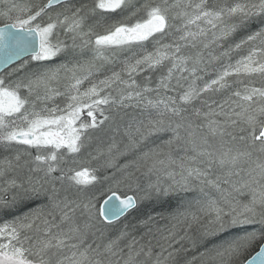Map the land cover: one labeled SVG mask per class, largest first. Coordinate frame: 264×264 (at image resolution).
<instances>
[{
  "label": "snow or ice",
  "instance_id": "1",
  "mask_svg": "<svg viewBox=\"0 0 264 264\" xmlns=\"http://www.w3.org/2000/svg\"><path fill=\"white\" fill-rule=\"evenodd\" d=\"M0 24V65L6 70L0 74V145L26 146L0 162V177L7 178L0 186V264H179L187 244L204 251L185 264H264V0H0ZM77 50L90 51L91 58L75 59ZM117 51L128 54L120 70L94 81ZM61 56L74 62L53 66ZM213 62L217 67L205 79ZM165 68L155 87L137 80ZM61 79L63 92L54 86ZM56 97L63 106H48ZM37 102L44 105L40 110ZM125 118L124 149L114 139L97 149L115 169L112 176L101 181L88 167L65 172V153L79 154L91 131L105 125L119 132ZM152 133L170 135L130 162L113 163ZM181 145L191 154L177 163L172 149ZM142 169L156 176L146 187L138 183ZM98 183L100 196L61 194ZM133 185L142 195L121 192ZM194 186L202 198L185 201L170 226L148 227L146 243L129 239L127 231L87 242L89 234L103 241L138 202ZM152 221L148 216L142 223ZM244 225L258 229L227 232ZM257 240L259 251L242 259Z\"/></svg>",
  "mask_w": 264,
  "mask_h": 264
},
{
  "label": "trees",
  "instance_id": "2",
  "mask_svg": "<svg viewBox=\"0 0 264 264\" xmlns=\"http://www.w3.org/2000/svg\"><path fill=\"white\" fill-rule=\"evenodd\" d=\"M82 1H85V0H72L70 2L73 3V4H78V3H81ZM90 22H94V19H92ZM97 30L98 31H102L103 29H99L98 28ZM66 42L68 43V41H66ZM152 77L154 78V81H156V82L158 81L159 77H157L155 74H153ZM141 83H142V81H141ZM205 98H207V97H205ZM213 99H216L217 101H220V100H222V97L220 95H216V96L213 97ZM196 107H201L199 102H197ZM124 128H121V126H120L119 132L115 133V135H116L115 142L119 145V147L122 150L124 149V146L127 144V137L124 135V131H125ZM103 129H105V126H104ZM96 132H100V131H96ZM103 133L107 134V131L104 130ZM166 134L168 135L170 133H152V134L146 135V137H145L146 139L144 141H140V146H138L137 150H132L131 152H129L130 155L127 154V155H124L121 158L118 156V159H116L117 162L119 164H122V163L124 164L125 161L128 160V159H132L133 160L134 156L137 155L139 151H141V150L142 151H147L149 148L159 145L161 143L162 136H164ZM137 139H139V137H137ZM177 148H178L179 151H177L175 154H172L173 159H174V155H179V159H181V157H184L185 155H190L191 154L190 152L183 151L185 149L183 145H181V146H179ZM12 153L13 152L9 151V149L8 150H4L3 148L2 149L0 148V161H1L2 156H3V159H4V156L12 158V155H13ZM11 158H9V159H11ZM173 167H177V166L174 165ZM177 170H178V168H177ZM21 171H24L22 173V176L24 174H27L26 168H24V170L22 169ZM16 174H17L16 172L9 173V177L15 176ZM137 176H138V183L142 187H146L148 182L150 180H152L151 179L152 178L151 174H145V170H143V169L141 170V172L137 173ZM6 179H7L6 177H0V183H2V185H4ZM57 187H59V186H57ZM99 187H100V185L98 183L96 188H90L87 191H81V192H78V193H79L80 197H84L83 199H85L88 195H90V193H92L93 191H97V188H99ZM133 188H135V185H133ZM196 188H197V190L200 189L199 186H196ZM121 189L129 190L128 188H123V187ZM69 190H71V189H69ZM69 192H71V191H69ZM61 194L65 195L66 193L62 192ZM138 195H141V193L140 194L138 193ZM199 195H200L199 191H195L193 193L189 192L188 194H183V196L186 199H188V200H191V198H195L196 196L199 197ZM214 195H216V194H214ZM183 196L180 197V195H179L178 198H173L172 200L168 199L167 197H162L160 199V201H156V202H154L152 200L151 202L153 203V205L151 206V208L148 207V206H145L144 204L142 205V207H140L141 206L140 205L138 207V209H134L125 218L119 220L118 222L114 223L113 226L109 227L107 229V231H111L112 235H110L111 233H109V232L106 233L107 237H105L104 240L109 239V237L111 238L113 236V234L115 235L116 233H118V232H116V230L119 229L118 228L119 225L122 226L121 224L126 223V224H128L129 227L131 225H133L134 227H137V229H136L134 234L140 236L141 239H139V240L142 243H146L147 240L149 239V238H146V237H148L146 235V233L148 231V229H147L148 227L155 228V227L159 226L161 228H164V227L170 226L171 223L174 222V221H172L171 217L174 214H177L178 212H180V211H178L176 209V207L181 206V204H180V200L181 199L180 198H183V200H184L185 198ZM80 197H79V199H80ZM72 199H78V198H72ZM37 206H39V205H37V204H33L32 205V207H37ZM192 210H195V209H192ZM25 211H27V209H25ZM154 214H156V216H153V220H156V224L153 225V221H152L146 227L142 223V221L146 220L148 216L154 215ZM2 220H5V219L4 218H0V221H2ZM151 223H152V225H151ZM253 229H258V226L257 225L234 226L232 228H229L227 230V232L230 235H236V234L242 233L244 230L252 231ZM191 232L193 234H197L198 235L197 230H196V226L193 227ZM209 239L214 240V238H209ZM153 243H155V242L153 241ZM260 244H261V241L257 240V242L248 251V253L245 254V257H243L242 259H247L250 255H252L259 248ZM187 246L189 248L188 253L187 254H185V253H180L179 254V257H178L179 264H185L186 260L191 259V257L194 256V255L195 256H199V253L204 251V247H202V246L197 247V248H192L190 244L187 245ZM208 247L211 248L212 244L209 243Z\"/></svg>",
  "mask_w": 264,
  "mask_h": 264
},
{
  "label": "rangeland",
  "instance_id": "3",
  "mask_svg": "<svg viewBox=\"0 0 264 264\" xmlns=\"http://www.w3.org/2000/svg\"><path fill=\"white\" fill-rule=\"evenodd\" d=\"M91 1L92 0H85V1H82L81 3L76 4V5H79V4H82V3H87V4L90 5L92 3ZM16 2L17 3H23L24 0H16ZM0 25H2V24H0ZM60 38L63 39V40L68 41V44L71 45V43H72L71 40L65 34L61 33L60 34ZM226 46H227V44H226ZM149 50H151V45H149ZM110 55H112V54H110ZM115 55H118L116 59L114 57ZM126 55H128V54L125 53V52L117 51L114 55H112V62L111 63H106L100 69V71L93 77V80L95 81V80H98V79H102V78H104V76L110 75L113 70L119 71L120 68H121V61L123 59H125ZM90 58H91L90 51L84 50V54L80 55L79 50H77V54H76L75 59H79L81 61H84V60H88ZM69 61H73L74 62V58L72 56H61L60 58L55 59L51 63L53 64V66H55V65H58V64H61V63L69 62ZM10 70L11 69L9 68L8 71H10ZM208 72H209V70H208ZM153 74H155L157 77H160L162 74H166V68L158 70V71H155V72H151V73H141L137 77V80H138L139 83H141V81H142L141 84H144L145 82H148L149 86L153 87L158 82V81L157 82L154 81V78L152 77ZM148 76L151 77V81L150 82L145 80V77H148ZM205 79H208V78H206V76H205ZM158 80H159V78H158ZM65 83H66V81L61 79V81L58 84L54 85V86L59 88V90L63 92L64 89H65ZM257 84H259V80H257ZM85 86H87V84ZM170 94H174V93H170ZM53 103L63 106L64 100H63L62 97H56L54 101H48L47 102L48 106H52ZM43 106L44 105H43L42 102H37V110H40V108H42ZM134 114L136 116H139L140 115V110H135ZM97 118L100 119L101 117L98 116ZM127 122H128V119L125 118V120L123 122H121V128H124L127 125ZM104 130L107 131V134L103 133ZM115 133H116V131L114 130V126H113V129H109L107 125L105 126V129H103L100 132L91 131V137L92 138H91V140L86 141L85 147L82 150V152H80L79 154H76V155H71V154L65 153V159H64L63 164L61 165L65 169V172H67L69 169H80V168L84 167L88 163L89 166H86V167L95 170L96 173L103 174L101 176L102 180L106 176H108V177L112 176V174L115 171V169L112 168V167H108L107 166L108 157L106 155L105 156H98L97 149L98 148L106 149L107 145L112 143L113 139L115 140V138H116ZM144 140H145V138L143 140H140V141H144ZM162 143L163 142H161L160 144H162ZM139 146H140V144H139ZM25 147L26 146L15 145V146H12L10 148H6L3 145H0L1 149L2 148L4 150H8L9 149V151L13 152L12 153L13 154L12 158L4 156V159H3V156H2L0 162L4 161L5 159H9V158L13 159L14 156L17 154V152H23ZM32 155H35V151L34 150L32 152ZM128 155H130V153H128ZM123 156L124 155H121L119 157L121 158ZM25 158L29 159L30 157H25ZM116 159H118V156L113 160V163H118ZM174 159L177 161V163H179V161H180L179 155H174ZM131 160L132 159H128V160L125 161V163L126 162H130ZM26 171H27V168H26ZM10 173H12V172H10ZM22 173H23V171H20V175L21 176H22ZM0 186H2V183H0ZM194 188H196V186H194L189 192L194 191ZM69 191H71V192H69ZM69 191H68L69 193L68 192L66 193V195H68L69 198H71V199L72 198H78L79 199L80 195H78L79 193L77 192V190L75 188H71V190H69ZM105 191H106V188H105ZM204 192H207L210 195L216 194L215 190L214 189H210V188H205ZM138 193L140 194V192H138ZM183 194L184 193L182 192V195ZM199 194H200L199 197L192 198L193 200H191V201L195 202L197 199H201L202 196H203V193L201 192V190H199ZM98 195H100V193H98ZM141 195H142V193H141ZM83 198L84 197H80V199H83ZM79 215H80L79 212H77V216H79ZM150 216L153 217V216H156V214L150 215ZM81 219H83V217H81ZM4 222L5 221H3L2 223H4ZM2 223H0V224H2ZM154 224H156V220H153V225ZM121 225L122 226L119 225V227H118L119 229L116 230V232H118V233H116L115 235L113 234V236L111 238L109 237L110 239H115L122 231H127L129 233V239L131 237H135L137 240L141 239L140 236L134 234L136 229H137V227H134L133 225H131L129 227L128 224H126V223L121 224ZM151 225H152V223H151ZM108 232L111 233L110 235H112L111 231H107L106 230V233H108ZM105 237H107V234H106ZM146 238H149V237H146ZM106 240L102 241L101 239H98L97 237L92 236L91 234H89V236L87 237V242L88 243H92L93 241H95V243H102V242H106ZM127 242L128 241H123V243H127ZM123 243H122V246H123Z\"/></svg>",
  "mask_w": 264,
  "mask_h": 264
},
{
  "label": "bare ground",
  "instance_id": "4",
  "mask_svg": "<svg viewBox=\"0 0 264 264\" xmlns=\"http://www.w3.org/2000/svg\"><path fill=\"white\" fill-rule=\"evenodd\" d=\"M120 55V54H119ZM117 56L118 55H115L114 57H115V59L117 58ZM217 67V64H216V62H213V64L212 65H210L209 66V72H208V74L206 75V78H210V77H212V75H213V72H214V70H215V68ZM153 87H155V86H153ZM139 119H143L144 117L140 114L139 116H137ZM106 126V125H105ZM169 135L170 134H166V135H164V136H162V139H161V142L162 141H165L168 137H169ZM146 139V138H145ZM180 149V148H179ZM177 151H179L178 150V148L177 147H173V149H172V154H175ZM183 151H185V149L183 150ZM82 152V151H81ZM82 154V153H81ZM83 156V155H82ZM84 165V164H83ZM86 166H89V164L87 163L84 167H86ZM24 170V169H23ZM24 172V171H23ZM97 174V176L98 177H100V179H101V181H102V178H101V176L103 175V174H99V173H96ZM55 175H59V173H56ZM151 176H152V180L153 181H155V179H156V176L154 175V174H151ZM152 180H150L149 182H152ZM148 182V183H149ZM58 184L56 185V186H59V187H57V188H60L61 187V185H60V183L59 182H57ZM100 185V184H99ZM147 186V185H146ZM124 189H121V192H124V193H126L127 195H132V196H137L138 195V192L135 190V188L134 189H132V190H124ZM200 190V189H199ZM199 190H197V188H194V191H192V192H190V193H193V192H195V191H199ZM93 192H96V194H97V196H100V195H98V193L99 192H97V191H93ZM189 192H187V193H184V194H188ZM91 194V193H90ZM109 194H111V193H108V195ZM118 195H120V193H117ZM79 195V194H78ZM180 195V197L181 196H183L182 195V193L180 194V193H178V194H172L171 196H169V197H167L168 199H173V198H178V196ZM107 196H104L103 197V199H101L100 201H99V203L102 205V203H103V200L106 198ZM184 197V196H183ZM196 197H198V196H196ZM185 198V197H184ZM181 200H180V204H181V206H178V207H176V209L178 210V211H180V212H183V211H185V208H186V204H185V201H189L188 199H184L183 200V198H180ZM191 200H193L192 198H191ZM152 200L151 199H145V200H142V201H140V202H138V207L140 206V207H142V205L144 204L145 206H148V207H150L151 208V206L153 205V203L151 202ZM194 202V201H193ZM39 202H37V203H34V204H37V205H39L38 204ZM133 211V210H132ZM131 212V211H130ZM129 212V213H130ZM128 213V214H129ZM128 214H126L125 216H122L119 220H121V219H123V218H125ZM10 219V218H9ZM118 220V221H119ZM3 221H5V220H2V221H0V223H2ZM118 221H115L114 223H116V222H118ZM187 243V242H186ZM187 245H189V244H187Z\"/></svg>",
  "mask_w": 264,
  "mask_h": 264
},
{
  "label": "water",
  "instance_id": "5",
  "mask_svg": "<svg viewBox=\"0 0 264 264\" xmlns=\"http://www.w3.org/2000/svg\"><path fill=\"white\" fill-rule=\"evenodd\" d=\"M70 1H72V0H70ZM0 27H2V25H0ZM3 55V52L2 51H0V56H2ZM5 71V69H4V67L2 66V65H0V74L1 73H3ZM109 195H111V194H109ZM118 195V194H117ZM105 199H107V197L105 198ZM103 204V203H102ZM261 246V245H260ZM259 251V249L255 252V253H253L250 257H248L247 259H251V257L252 256H254L257 252Z\"/></svg>",
  "mask_w": 264,
  "mask_h": 264
}]
</instances>
